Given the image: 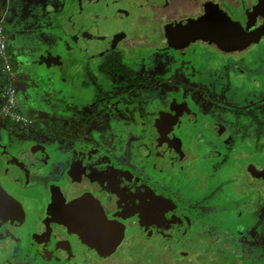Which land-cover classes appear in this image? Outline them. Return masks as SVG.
<instances>
[{"label":"rangeland","instance_id":"obj_1","mask_svg":"<svg viewBox=\"0 0 264 264\" xmlns=\"http://www.w3.org/2000/svg\"><path fill=\"white\" fill-rule=\"evenodd\" d=\"M163 2L121 0L118 5L110 0H99L93 4L71 0L70 9L59 17L54 31L34 34L35 38H41L37 41L41 42L44 52L39 63H36L37 71L34 74L42 79L47 86L45 89L51 94L35 98L29 104L21 101L24 103L23 112L35 120L32 126L19 124L17 128L0 117V147L10 144L14 150L25 142L29 143V140H35L37 144L55 147L58 151L56 157L59 154L60 158H65L74 151L83 161L82 169L91 174L98 184H104L103 189L107 188L120 197L125 194V213L128 216L141 209L139 226L145 230L147 244L156 237L162 241L154 247H147L149 250L145 253V259L138 260V255L137 259L134 258L138 261L134 263L113 261L109 264H148L149 261L160 260L163 264H246V258L239 254L238 249L234 250L237 251V259L224 255L227 247L238 237L244 240L240 248L246 250L243 249L247 264H264V132L258 142L256 137L260 127L257 122L259 130L255 133L253 122L249 126L248 119L243 116L235 124L237 118L234 113L225 115L227 111L222 112L217 106L228 110L250 109L257 102L264 106V43L231 57H225L208 47L203 48L199 89H194L195 86L191 84L192 76L187 78L191 86L184 80L173 79L172 88H166L167 84L152 87L148 91L147 101L153 111L141 116L145 130L154 128L153 134L147 138L141 135L139 129L140 115L126 116L128 106L136 104L140 108V98L146 96L133 90L128 96L111 103L107 97L103 99L104 93L111 92L115 84L110 80L103 82V93L95 84L93 72L99 73V66L90 61H96L97 56L103 57L110 49L120 46L117 33L133 39L125 43L134 48L130 52L127 50L126 55L132 57L127 61L141 73L143 71L154 78L164 77L167 75L166 69L170 72L169 68H174L181 60L156 49L141 51L139 47L143 44L141 41L149 45L160 41L162 22L157 18L158 13L162 17L168 13L165 8H158ZM123 6L130 12L129 15L120 19L110 17ZM0 12L3 13L4 8H0ZM12 42L17 57L19 45L13 32ZM33 51L31 48V54L26 58L35 65L33 57L36 55ZM236 59L238 63H234L232 71L238 70L230 79V73L226 76V71L221 73L220 69L225 70L227 63H233ZM194 60L192 56L181 63L191 72L195 66ZM87 62L92 66L88 68L86 79L83 67ZM81 73L83 80H80ZM85 79L88 85L97 90L95 93L91 86H86ZM80 94L85 103H79L73 97ZM205 94H210L217 105L201 101ZM193 109H197L199 114L194 126L200 125L202 129L208 123L205 131L191 127ZM260 114L261 107L258 117L262 119L264 128V119ZM238 123L250 131L247 135L252 138L245 137L242 132L233 134V128L239 127ZM71 126L73 130L69 132ZM221 127L229 128L233 135H219L218 129ZM18 129L28 132L26 139L29 140L21 139ZM61 132L65 137L57 135ZM142 140L145 147L155 146V161L149 160L155 169H141L137 158L135 160L126 155L130 149L127 145L129 142L137 144ZM160 159L164 160L158 168L155 163ZM219 163L224 165L217 170L215 165ZM19 174V168L15 166L9 177L14 178ZM209 177V189L205 191L202 183ZM133 194L137 195L136 200ZM21 212V209L11 208L9 220L15 221L16 214L20 219ZM17 227L21 230L24 228L21 225ZM154 228H158L156 232ZM205 234L208 240L204 238ZM19 239L10 228L0 234V246L5 248L4 253L0 251V264L27 263L26 246H19ZM152 247L153 250L150 249ZM200 258L205 259L204 263ZM46 261L64 264L61 260L51 261L48 258Z\"/></svg>","mask_w":264,"mask_h":264},{"label":"flooded vegetation","instance_id":"obj_2","mask_svg":"<svg viewBox=\"0 0 264 264\" xmlns=\"http://www.w3.org/2000/svg\"><path fill=\"white\" fill-rule=\"evenodd\" d=\"M70 1L71 0H53L52 5L50 6V8H48L51 9L52 13H54L52 15V19L54 20L53 26L57 24L60 16H63L66 12H68V10L70 9ZM84 1L89 4H93L97 3L99 0ZM110 1H115L118 5H120L119 2L121 0ZM163 1V3L158 5V8H160V10L165 8L168 13L163 17L158 13L157 18H159L162 22V36L160 41H157L155 44L150 45L147 43L145 44L146 41H141V43L143 44L139 45V47L141 51L156 49L157 51H161V53H166L169 56L180 58L181 60L176 63V66L174 68H169L170 72H167L166 69L167 75H165L164 77L159 76L154 78L153 75H147L146 73H143V71L141 73V71L137 68H133L127 61L132 57L129 58V56L126 55L127 50L130 52L134 49H131V47L126 45L127 41H133V39L119 33H117V36L120 46L110 49L107 55L103 57L100 56L98 58L97 56L96 61L95 59H92L90 61L95 62L99 66V73L93 72V74H95L93 78H95V80L96 78L98 79L99 83L97 84L96 80L95 84L97 87H100L99 92L103 93V87H101V84L103 82H107L109 80L110 82L112 81L115 84L114 89H121V87L125 85L126 82L120 80V78L119 80H115L113 76L105 77L101 71V65L106 61L107 57L111 56L114 53H121L123 55V61L128 64L136 73L135 76H132L131 80L135 81L137 78H139L135 85L137 87H140L141 90H129L124 96L118 98L114 102L128 96V94L133 90H136L139 94L141 93L142 95L146 96H142V98H140V108L136 104H131V107L130 105L128 106L129 111L126 112V116L132 115L136 117L137 115H140L138 119V124L140 125L139 129L141 131V135H145L146 138L149 134H153L154 128L149 127L145 130L142 127V124L144 122L142 123L141 116L145 115V113L153 111V109L148 105L147 101L148 91H151L152 87H158L163 84H167L166 88H172V82L176 79L184 80L186 83H189L188 86H191L190 79L187 78H189L188 76H192L193 83L191 84L195 86L194 89H199V85H201L199 75L200 68L202 66L201 60L203 48L208 47V49L211 48L212 50L218 51L225 57H231L237 55L238 52L248 50L251 46H254L258 43H264L263 37L245 47L228 50L222 48L215 42L204 38H192L187 41H182L183 38L181 37V35L173 30L181 22L187 24L189 19H197L205 15L208 12L209 6H216L220 8L231 19L243 25L244 30L246 31L257 29L258 27L264 25V14L258 13V6L261 4L262 0H234L237 3L233 2V0H190V2H188V0ZM188 7H190V11H188ZM95 12L96 11H94V13ZM129 13L130 12L127 11V8L123 6L122 8H118V12H114V14L110 17L114 19H120L121 17H126L127 15H129ZM155 13L157 14V12ZM5 15L6 12H0V18L3 20L9 36L7 51L12 65V78L16 91L17 104L15 110L19 115L23 117V120H17L2 113V107L5 104L4 91L8 78L7 75H5L3 72L1 61L0 117L4 118L11 124L13 123V126L17 128L20 127L19 124L32 126L35 123V120L32 119L33 117H29L22 110L23 104L20 97L22 91L21 76L12 56L13 54L11 52L10 32L7 27V20ZM168 17L170 18L168 19ZM168 26L172 27H170V29H167ZM261 51L262 50L258 52L260 53ZM192 56L195 58V66L194 69L190 72L185 69V66L183 63H181V61L184 62V60L191 59ZM90 62H87V64L85 63L83 67L86 76L88 68L92 66ZM234 63H238L237 59L234 60L233 63L228 62L225 70L220 69L221 73L223 71H226V76H229L230 73V79L232 78V74L238 70V68H236V70L232 71ZM197 70L198 72L195 73V71ZM79 71L81 72L82 70ZM170 73L175 75L171 76ZM82 76L83 75L81 73L80 80L84 79V77ZM87 78L88 76L86 77V79ZM75 79H71V81L73 80L74 82ZM86 79V86H91L90 84L88 85L89 82L86 81ZM127 81H130L129 77L127 78ZM180 84L187 85L185 83ZM91 88V90L94 89V93L97 91L93 86H91ZM105 93L104 95L106 98ZM73 97L77 102L85 103V99L81 96V94L80 96ZM213 99L214 98H212L210 94H205L204 98L201 99V101L205 100L213 103L214 105H217L213 102ZM180 100L182 101L181 97ZM186 103L188 104V101ZM217 106L222 112L227 111V113L224 112L225 115L231 114V112H233L234 116L237 118V120L234 121L235 124L243 116L244 118L248 119V125L249 123L251 124V122H253L255 124V133L259 130L258 125L256 124L257 119L262 120L260 117H258V109L260 107L262 111V114H260V116L264 119V106H260V103L258 102L254 103L252 108L245 110L239 108L228 110L224 107H221L220 105ZM193 110L194 111H191L193 113L191 117V127L197 131H205V128H208V123L206 122L209 121H205L206 126H204V128L202 129H200V125L194 126V122H197V116L199 114L197 109ZM231 125L233 126V124ZM147 129H149V131ZM233 129L235 131H233L234 135L236 133L240 134L242 132L244 136L246 135L245 137L252 138L251 136L247 135L250 133V131L248 132V129H246V127H244L243 129V126L240 127L239 125V127L235 126ZM18 130L21 139L29 140L26 139L28 132L20 131L21 129ZM68 130L69 132H72V126L69 127ZM254 132L252 133L255 134ZM223 133L229 134L230 136L233 135L232 131H230L227 127H221L218 129L219 135L222 136ZM57 135L65 137L63 132ZM232 144L233 141L230 145L232 146ZM127 145L128 147H130V149L127 151L126 155H128L129 157H133V159L135 160L137 158L139 160L138 164L141 169H145L146 167H155H153L149 162V160L155 161L153 160V152L155 151V146L145 147L143 145V140L139 141L137 144L129 142ZM11 147L13 146L10 144H6V146L0 147V190L3 192L5 199V205L3 207L2 214L0 215V219L3 218V220L0 221V234L9 228L13 233L17 234V236L20 238L18 240L19 246H26V255L28 258L26 264H50L49 261H46V259L48 258L51 261L61 260L64 264H109L113 261H117L119 263H134L133 261H136L135 259L138 258V255H140V259L138 260L146 258L145 253L147 249L149 250V248L147 247H154L157 244H160V242L162 241L160 237H156V240L151 239V241L148 242L149 244H147V240L144 235L145 230L142 229L141 226H139L141 221V209H137L136 214L128 216V214L125 213V208H127L126 204L124 203V199L126 198L124 196L125 194L123 193V196L120 197L118 194H113V191H108L107 188L103 189L104 184H98V181H95L91 174H87L82 169L81 164L83 161L81 160L80 156H77L75 154L74 151L72 152V155H67L65 158H60L59 154L58 157H56L55 153H58V151L55 147H50L49 145H45L44 143L37 144V141L35 140H29V143L25 142L23 143V145L19 146V148L14 150H12ZM131 147L133 148V150ZM182 149L185 151L187 150L184 147H182ZM226 158L227 157H225V159ZM162 160L164 159L157 160V162L159 161V163H155L157 164L156 167L160 168L159 164L163 162ZM84 161L87 160L85 159ZM15 166L19 168L20 174L14 178L9 177L11 169ZM215 167L218 169L222 166H220L219 163L216 164ZM203 178L206 180L205 177ZM209 179L210 177L205 183H202V188L206 187L205 191L209 189ZM133 196L134 200H136L137 195L133 194ZM155 206L159 207V205ZM98 207L103 209V212L109 222H112L114 225H116V240L114 244L111 245V247L109 244L108 250L107 248L104 249L101 246V244H104L103 240L100 239L98 241L97 238H95L96 236L93 237L91 235V232L89 231H94L96 228L94 229V226L91 225L92 223H87L88 214L85 218L84 212H87L89 214L91 213L96 216V212L99 210ZM11 208L21 209L22 217H20L19 219L17 218L16 214L14 216L17 218H15V221L9 220L8 212ZM201 223L204 224L202 220ZM16 225H21V227L23 226V230H21L19 227L16 228ZM157 229L158 228H154L153 230L156 232ZM203 236L208 240L207 234ZM153 247L150 249L153 250ZM124 249L125 251L124 253H122L121 251H123ZM0 251L4 253L5 248L0 246ZM172 251L175 252L174 249ZM127 252L129 254L133 253L134 255L128 256ZM161 262L162 261L160 260L158 262L149 261L147 263L161 264Z\"/></svg>","mask_w":264,"mask_h":264},{"label":"crops","instance_id":"obj_3","mask_svg":"<svg viewBox=\"0 0 264 264\" xmlns=\"http://www.w3.org/2000/svg\"><path fill=\"white\" fill-rule=\"evenodd\" d=\"M52 2L53 0H0V8H4V12H6L12 56L21 76V100L26 104L34 102L35 98L51 94L45 89L47 86L44 85L42 79L34 74L42 53H44L41 49V42L37 41L40 37L35 38L34 34L56 29L52 19L54 13L48 9ZM12 32L16 34L19 45V56L17 55V57L12 47L14 45ZM30 47L34 50L33 54L36 55L33 57L35 65H32L26 58L31 51Z\"/></svg>","mask_w":264,"mask_h":264},{"label":"water","instance_id":"obj_4","mask_svg":"<svg viewBox=\"0 0 264 264\" xmlns=\"http://www.w3.org/2000/svg\"><path fill=\"white\" fill-rule=\"evenodd\" d=\"M258 13L264 14V0L258 6ZM172 26H168L170 29ZM181 35L182 41H187L192 38H204L215 42L224 49L242 48L256 42L264 37V25L257 29L246 31L243 25L231 19L226 13L216 6H209L208 12L197 18L189 19L187 24L179 23L173 29ZM170 35V34H169ZM5 203L4 194L0 190V215L2 214ZM96 216L94 214L85 213V218L88 214L87 223L90 222L94 226V231L91 235L99 241H104L101 246L108 250L109 244H114L116 240V225L109 222L102 208L98 207ZM91 216V217H90Z\"/></svg>","mask_w":264,"mask_h":264},{"label":"trees","instance_id":"obj_5","mask_svg":"<svg viewBox=\"0 0 264 264\" xmlns=\"http://www.w3.org/2000/svg\"><path fill=\"white\" fill-rule=\"evenodd\" d=\"M101 71L104 74V76L108 77V76H113L115 80H122L125 81V85L121 87V89H113L111 92H107L106 91V97L108 98L109 102H114L115 100H117L118 98L124 96L129 90L132 89H137L138 91L141 90L140 87H137L135 84L137 83V81L139 80V78H137L135 81L131 80L132 76H135L136 73L133 71V69L126 64L123 61V55L121 53H114L111 56L107 57L106 61L101 65ZM130 78V81H127V78ZM95 80V78H94ZM97 80V81H96ZM96 83L98 84V79L96 78ZM103 92V90H102ZM105 98V95H104ZM257 124L260 127V130L258 131L256 140H258V142L261 139V136L263 135V124L261 122V120L257 119ZM220 166H223V164H220ZM218 170V169H217ZM244 240H241L239 237L238 238H234V243L230 246L227 247V251L225 252V256H231L232 258H236L238 257L237 251H234L235 249H238L239 254L242 255V257L246 258L245 259V263L247 264V257L246 255H244V251H246L242 248H240V245H242V242ZM248 241L245 240V244H247ZM244 255V256H243ZM205 259L200 258V261L202 263H204ZM200 262V263H201ZM214 263V261H213ZM205 264V263H204Z\"/></svg>","mask_w":264,"mask_h":264},{"label":"built area","instance_id":"obj_6","mask_svg":"<svg viewBox=\"0 0 264 264\" xmlns=\"http://www.w3.org/2000/svg\"><path fill=\"white\" fill-rule=\"evenodd\" d=\"M9 36L6 31L3 20L0 18V61L2 62V69L7 75V84L5 86V104L2 107V113L6 116L13 117L17 120H23V117L16 112V91L13 84V72L10 57L8 55Z\"/></svg>","mask_w":264,"mask_h":264}]
</instances>
